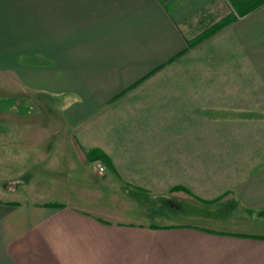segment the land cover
Returning <instances> with one entry per match:
<instances>
[{"label": "crops", "instance_id": "crops-1", "mask_svg": "<svg viewBox=\"0 0 264 264\" xmlns=\"http://www.w3.org/2000/svg\"><path fill=\"white\" fill-rule=\"evenodd\" d=\"M241 1L0 0V264H264V5L189 47Z\"/></svg>", "mask_w": 264, "mask_h": 264}, {"label": "rangeland", "instance_id": "rangeland-1", "mask_svg": "<svg viewBox=\"0 0 264 264\" xmlns=\"http://www.w3.org/2000/svg\"><path fill=\"white\" fill-rule=\"evenodd\" d=\"M4 95H6V97H4ZM15 95L16 94L11 93L10 91L9 92H6V93H0V132L4 128L3 118L2 117H5L6 115L7 116H16V113L19 112L15 108L9 109V111H5L4 110V106L5 105L10 106L9 108H11V104H13L15 102V100H17L16 97H15ZM31 95L32 94H25L26 99L28 97H30ZM27 100H28V103H27L26 106H28V109H30V110H36L37 109L36 101L35 100L34 101L31 100V98H28ZM43 119H45V118L42 117L40 119L39 123L42 125V127H45L46 126L45 123H48V120H43ZM12 128L14 129V126ZM34 129H32V131H30V133L31 132H36V131H33ZM41 184L42 183H40V182H36L35 183V186L33 188H31L29 191H26V192H28L30 198L37 197V196L38 197H40V196L41 197H44V196L47 195L48 189L45 188V187L42 188L41 187ZM30 191H32V193H30ZM24 192L22 191V194ZM26 194L27 193H24V195H26ZM34 195H37V196H34ZM183 208H184L183 213H188L191 210L190 206L189 205H186V204H184ZM218 211L221 214L223 212H226V213L231 212L233 219L235 218V219H238L239 220V218L242 219V218L247 217V215L244 212L239 213L236 205L235 204H232V203H230L227 206H219V210Z\"/></svg>", "mask_w": 264, "mask_h": 264}, {"label": "trees", "instance_id": "trees-1", "mask_svg": "<svg viewBox=\"0 0 264 264\" xmlns=\"http://www.w3.org/2000/svg\"><path fill=\"white\" fill-rule=\"evenodd\" d=\"M242 4H246L241 11L236 13H230L224 18L220 19L216 23L206 27L203 31H201L195 38L189 41V47H194L206 39L210 38L217 32L221 31L223 28L232 24L238 16H244L251 12L252 10L257 9L258 7L264 5V0H246L245 2L241 1ZM238 4V3H234ZM240 4V3H239Z\"/></svg>", "mask_w": 264, "mask_h": 264}, {"label": "built area", "instance_id": "built-area-1", "mask_svg": "<svg viewBox=\"0 0 264 264\" xmlns=\"http://www.w3.org/2000/svg\"><path fill=\"white\" fill-rule=\"evenodd\" d=\"M92 167L94 170L100 172H104L106 167L100 162V161H93L92 162Z\"/></svg>", "mask_w": 264, "mask_h": 264}]
</instances>
